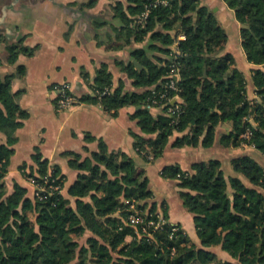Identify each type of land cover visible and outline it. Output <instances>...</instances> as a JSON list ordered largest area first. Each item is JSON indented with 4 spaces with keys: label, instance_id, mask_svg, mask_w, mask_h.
<instances>
[{
    "label": "trees",
    "instance_id": "16d2710c",
    "mask_svg": "<svg viewBox=\"0 0 264 264\" xmlns=\"http://www.w3.org/2000/svg\"><path fill=\"white\" fill-rule=\"evenodd\" d=\"M127 1L134 16L148 3ZM224 2L241 25V45L253 66L249 78L225 51L227 34L215 14L194 0H169L166 6L152 5L145 24L133 31L134 41L147 40L131 52L139 66L118 63L133 90H125L123 83L114 88L104 64L92 84L93 96L82 99L99 102L112 114L132 107L131 118L140 129L133 134L134 147L146 162L162 156L173 136L175 148L199 143L210 148L221 124L232 127L219 141L222 148L251 149L250 155L231 160V174L217 158L194 162L189 170L177 164L163 168V178L177 181L198 244L189 242L179 224L169 222L164 203L151 202L144 170L125 153L109 152L102 140L96 150H85L87 156L76 154L68 161L77 172L68 187L60 168L36 154L35 170L21 168L34 186L31 195L26 186L7 184L13 150L0 144V264H264V165L252 153L264 160V0ZM117 16L125 25L132 21L121 8ZM181 32L185 39L178 42L180 54L174 58L173 43ZM174 63L177 79L169 77ZM170 79L177 92L166 88ZM10 86V79L0 81V129L9 134L27 117ZM105 89L111 93L99 97ZM164 92L162 107H147L154 94ZM175 95L178 99L168 101ZM176 105L181 112L171 115L168 109ZM86 140L95 141L90 135ZM132 204L140 223L129 221ZM160 217L164 223L159 227L148 225ZM217 246L230 259L212 252Z\"/></svg>",
    "mask_w": 264,
    "mask_h": 264
},
{
    "label": "crops",
    "instance_id": "0c3cea01",
    "mask_svg": "<svg viewBox=\"0 0 264 264\" xmlns=\"http://www.w3.org/2000/svg\"><path fill=\"white\" fill-rule=\"evenodd\" d=\"M194 1L215 14L227 34L225 51L233 54L236 66L249 78L253 66L246 61L235 11L224 0ZM117 3L132 20L128 25L118 18ZM128 5L127 0H0V81L10 79L12 98L27 114L12 133L0 129V144L13 150L7 165V184L17 182L26 186L31 195L34 186L23 176L21 168L35 170L33 158L39 154L60 168L68 187L77 175L68 161L76 154L87 156L85 150H96L98 140H102L109 152L125 153L144 170L154 195L151 202L165 204L169 222L182 226L188 235L195 234L193 216L178 197L177 181L163 178V168L177 164L189 170L194 162L217 158L225 173L231 174V160L250 155L251 149L244 145L222 148L219 141L232 127L221 124L210 148L201 143L196 147L175 148L173 136L162 156L146 162L134 147L133 134H139L140 129L137 120L131 118L132 107H123L112 114L99 102L82 100L87 95L93 96L92 84L104 64L112 75L114 88L123 83L125 90H133L132 80L118 63L125 66L128 61L136 62L131 56L132 49L144 47L147 40L134 41L133 31L143 25L134 23L137 15L129 13ZM184 39L181 32L175 41ZM64 83L79 102L59 110L55 87ZM247 90L251 98H256L249 85ZM88 135L95 141L87 142ZM252 153L262 158L258 152Z\"/></svg>",
    "mask_w": 264,
    "mask_h": 264
},
{
    "label": "built area",
    "instance_id": "2783aa9c",
    "mask_svg": "<svg viewBox=\"0 0 264 264\" xmlns=\"http://www.w3.org/2000/svg\"><path fill=\"white\" fill-rule=\"evenodd\" d=\"M148 1V3L145 5L144 10L138 14L135 19H134V23L136 25H144L146 22V19L148 18L149 12H150V7L152 5H162V6H166L169 3V0H146ZM178 40L174 41V50H173V54H174V58H177V56L180 54L179 51L177 50V45H178ZM172 76H174L175 79H177L178 77V69L176 66V63L172 64L171 66V70H170V74L169 77L171 78ZM166 88L167 89H171L174 91H178L177 86H176V82L174 79H170L167 84H166ZM55 90L57 91V106L59 110H66L69 109L71 107H74L75 105L78 104V99L77 97L73 94V92L70 89V86L66 83L64 84H60L57 85L55 87ZM111 90L110 89H105L103 92H101L99 94V97L110 94ZM166 93H160V94H154L153 98L150 100V103L147 105L148 108L153 107L154 105H157V107H162L164 104H162L163 102H161L162 100L166 99ZM176 99H178V96L175 95L173 98L168 99V101H175ZM168 112L171 115H178L181 110H180V106L176 105L172 108L168 109ZM244 137H248V134L246 133L245 135H243ZM47 183V182H46ZM54 188V190L58 189L57 186L52 187ZM40 191H43L44 188L39 189ZM38 191V190H37ZM36 195L38 194V192L35 193ZM130 209L132 211H134L130 216H129V221L131 224H137L142 222V218L137 215L136 211H135V207L134 205H130ZM164 223V220L160 217L159 221L157 223L154 222H148L149 226H154V228L159 227L161 224Z\"/></svg>",
    "mask_w": 264,
    "mask_h": 264
},
{
    "label": "rangeland",
    "instance_id": "374dc122",
    "mask_svg": "<svg viewBox=\"0 0 264 264\" xmlns=\"http://www.w3.org/2000/svg\"><path fill=\"white\" fill-rule=\"evenodd\" d=\"M258 162H260V164L263 166L264 165V160L263 159H261V158H257V157H254ZM181 228H182V226H181ZM183 229V228H182ZM184 230V232L185 233H187L186 232V230L185 229H183ZM187 237H188V239H189V242H194L195 244H198V241H197V239H196V236H195V234H191V235H188L187 234ZM212 252H214L220 259H223V260H228V259H230V256L226 253V252H224L221 248H220V246H217V247H214V248H212Z\"/></svg>",
    "mask_w": 264,
    "mask_h": 264
},
{
    "label": "water",
    "instance_id": "95a60500",
    "mask_svg": "<svg viewBox=\"0 0 264 264\" xmlns=\"http://www.w3.org/2000/svg\"><path fill=\"white\" fill-rule=\"evenodd\" d=\"M134 64H136L137 66H139L136 62H134Z\"/></svg>",
    "mask_w": 264,
    "mask_h": 264
}]
</instances>
